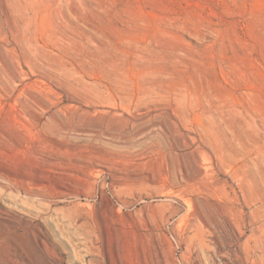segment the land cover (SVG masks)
I'll return each instance as SVG.
<instances>
[{
  "label": "rangeland",
  "instance_id": "obj_1",
  "mask_svg": "<svg viewBox=\"0 0 264 264\" xmlns=\"http://www.w3.org/2000/svg\"><path fill=\"white\" fill-rule=\"evenodd\" d=\"M252 175L264 0H0V264H253Z\"/></svg>",
  "mask_w": 264,
  "mask_h": 264
},
{
  "label": "bare ground",
  "instance_id": "obj_2",
  "mask_svg": "<svg viewBox=\"0 0 264 264\" xmlns=\"http://www.w3.org/2000/svg\"><path fill=\"white\" fill-rule=\"evenodd\" d=\"M204 171H205V169H204ZM204 171H203V173H205ZM201 175H202V173H201ZM256 176L257 175H255V176L252 175V178L254 179V182H253L254 184H252V186H255V187H261L262 186L264 188V179L261 178L260 180H258L256 178ZM255 198L252 199V202L258 200L257 197H255ZM262 199H264V198H262ZM259 200L260 201H258V202L260 203V206H259V208H256L254 210V221L252 223L251 233L247 237V239L244 240L245 242L242 244L243 248L246 251L248 259L250 258L252 260L253 264H264V200H263V202L261 199H259ZM260 208L263 210V213L258 212Z\"/></svg>",
  "mask_w": 264,
  "mask_h": 264
}]
</instances>
